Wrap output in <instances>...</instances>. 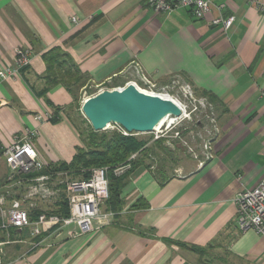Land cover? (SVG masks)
<instances>
[{
	"label": "crops",
	"instance_id": "1",
	"mask_svg": "<svg viewBox=\"0 0 264 264\" xmlns=\"http://www.w3.org/2000/svg\"><path fill=\"white\" fill-rule=\"evenodd\" d=\"M212 3L196 19L189 8L156 12L148 0H0V69L15 64L18 49L31 56L19 77L0 84V191L42 186L38 176L69 164L83 145L68 89L58 84L41 95L44 54L52 48L68 54L92 84L138 79L139 70L161 86L178 78L219 108L211 161L165 180L148 163L122 166L115 171L118 209L107 201L102 207L113 214L108 225L73 236L68 231L77 227L68 226L36 246L27 231L0 229L3 264H204L199 251L205 264H264V236L239 230L235 204L264 180V14L248 0ZM219 5L237 18L228 35L212 25ZM30 132L45 169L13 178L4 150ZM53 203L56 209L60 201ZM48 205L26 207L54 210Z\"/></svg>",
	"mask_w": 264,
	"mask_h": 264
},
{
	"label": "built area",
	"instance_id": "2",
	"mask_svg": "<svg viewBox=\"0 0 264 264\" xmlns=\"http://www.w3.org/2000/svg\"><path fill=\"white\" fill-rule=\"evenodd\" d=\"M148 4L156 12H170L177 8H189L196 19H204V17L212 11L214 6L212 0H174L172 2L167 0H148ZM248 4L264 14L263 0H248ZM217 9L219 15L213 18L212 25L221 26L225 34L228 35L235 25L237 18L234 15L224 16L223 5L217 6ZM72 21L74 23L78 22L77 18H73ZM30 61L31 56L29 50H16L15 64L0 69V84L7 79L19 77L21 70L27 67ZM136 73L138 78L148 84L152 90L157 87V84L151 82L149 78L139 70H137ZM125 86L115 87L112 90H121ZM172 88L182 89L186 97L190 96L193 91L190 84L182 82L178 78L171 80L169 84L162 87L163 90ZM151 94L156 93L151 92ZM115 126H117L121 134L125 136L129 135L121 126ZM218 133V128L216 127L215 138L218 136ZM33 135L34 133L30 132V136L26 137L24 141L16 140L11 146L4 150L5 162L13 177L16 174H35L45 169L44 163L39 159L38 153L32 144L31 138ZM212 159L213 150L211 145L205 160L200 163V166H203ZM36 180L45 181L47 180V176L40 175ZM35 189L36 188H33V190ZM33 190L32 192H34ZM109 197L107 167L93 168L88 178L73 180L69 183V214L64 218L58 215L45 213L32 217L30 212L22 206L20 201H13L8 205L0 195V229L4 231H9L11 229L25 230L29 233L30 237L34 239H43L46 235L60 232L68 226L77 227V231H68L70 236L78 233H87L108 225L111 222L113 214L103 212L102 209ZM235 204L236 225L239 230L242 232L253 230L257 234L264 236V180L253 189L240 192L235 198ZM39 243H41L40 240L38 242L35 241L34 246ZM3 244H0V264L4 263Z\"/></svg>",
	"mask_w": 264,
	"mask_h": 264
},
{
	"label": "rangeland",
	"instance_id": "3",
	"mask_svg": "<svg viewBox=\"0 0 264 264\" xmlns=\"http://www.w3.org/2000/svg\"><path fill=\"white\" fill-rule=\"evenodd\" d=\"M129 77L130 76L113 79L103 84H92L89 81H81L79 85L83 82L82 87L79 85L74 87L77 102L74 104L73 108H70V114L76 128L80 132L81 138H84L85 144L88 146L90 141L94 142L96 145L104 140L107 142L113 134L120 133L115 125H110L107 130L95 131L81 111V106L85 99L103 90H112L115 87L125 86L132 82L148 93L154 92L156 94L172 96L182 104L186 114H184L185 116L175 125L169 127L170 129L162 127L150 133H129L127 136H132L143 144L142 150L132 154L130 159L133 162L139 161L148 163L150 166H153L155 170H161L166 176L175 175L178 170L184 169L189 165H197L203 162L216 136L217 118L219 114V108L216 102L211 100L209 96L200 94L195 90H193L192 94L188 97L184 95L182 89L172 88L163 90L162 87L165 85H157V87L152 90L148 84L141 81L139 78L137 79V77H133V75ZM128 78L130 80H128ZM92 168L89 169L85 167L77 172L49 171L47 172L49 179L42 181L40 183H43L42 186L27 187L24 189L17 185L10 186L0 191V194L7 199L8 205L13 201H20L22 206L30 212L32 217L45 213L58 215L64 218L67 216L65 215L67 209H69V183L73 180L85 179ZM15 177L21 178L23 174H16L13 178ZM33 188L36 189L33 190ZM32 190L34 192H32ZM26 193H28L29 196L27 205H29V202L38 204L49 203L48 206H54V210L30 211L25 204L24 195ZM31 196L33 199L30 198ZM53 198H57L60 201L56 209ZM24 231L25 230H22V232ZM12 232L13 231H10L7 236V239L11 241L13 240ZM199 258L200 261L205 264L208 256L203 254L200 255Z\"/></svg>",
	"mask_w": 264,
	"mask_h": 264
},
{
	"label": "trees",
	"instance_id": "4",
	"mask_svg": "<svg viewBox=\"0 0 264 264\" xmlns=\"http://www.w3.org/2000/svg\"><path fill=\"white\" fill-rule=\"evenodd\" d=\"M44 60L47 65L46 72V84L47 87L41 92L42 96H45L49 88L62 84L72 94L74 98V104L77 102L74 87L79 85L81 81H88L86 76L82 74L79 67L72 60V58L64 53L60 48H52L44 54ZM83 84V82H82ZM82 84L79 86L82 87ZM209 96V95H208ZM211 100L216 102L214 98L209 96ZM48 105H51L47 102ZM74 104L71 108L74 107ZM60 108H55L53 120L56 122L59 119ZM73 110V109H72ZM81 136V135H80ZM83 145L78 149V152L74 156L73 160L69 164H63L57 168L58 171H72L77 172L82 168H108V179H109V192L110 197L107 202L113 210L118 209L119 204L118 195L120 187V176L116 175L115 171L125 165L131 164L132 166L140 163L139 161L133 162L130 157L132 154L141 151L143 144L132 136H125L120 133H115L109 140L102 141L100 144H94L90 141L88 146L84 142V138H81ZM92 168V169H93ZM161 180L167 179V176L160 170H156ZM91 172L85 177L88 178ZM106 202V204H107ZM114 207H113V205ZM145 207V204H137L136 207ZM69 214V209L65 215ZM40 240V239H38ZM200 255L203 251L198 252Z\"/></svg>",
	"mask_w": 264,
	"mask_h": 264
},
{
	"label": "water",
	"instance_id": "5",
	"mask_svg": "<svg viewBox=\"0 0 264 264\" xmlns=\"http://www.w3.org/2000/svg\"><path fill=\"white\" fill-rule=\"evenodd\" d=\"M81 111L95 131L118 125L128 133L154 132L168 116L182 117L184 112L173 100L142 92L134 83L121 90H103L88 97Z\"/></svg>",
	"mask_w": 264,
	"mask_h": 264
},
{
	"label": "bare ground",
	"instance_id": "6",
	"mask_svg": "<svg viewBox=\"0 0 264 264\" xmlns=\"http://www.w3.org/2000/svg\"><path fill=\"white\" fill-rule=\"evenodd\" d=\"M139 88V87H138ZM140 89V88H139ZM142 92H145V93H148L147 91H144V90H142V89H140ZM165 97H167V98H169V99H171V100H173L174 102H176L179 106H181V108H182V110H183V112H184V114H186L185 112L186 111H184V107L182 106V104H180L176 99H174L172 96H169V95H164ZM183 116H185V115H183ZM182 116V117H183ZM182 117L181 118H177V117H174V116H168L167 118H165L164 120H162L158 125H157V127H156V129H155V131H157V130H159L160 128H162V127H167V128H169V127H171V126H173V125H175L178 121H180V119H182ZM110 127V126H109ZM108 127V128H109ZM170 129V128H169ZM167 131V130H166Z\"/></svg>",
	"mask_w": 264,
	"mask_h": 264
}]
</instances>
